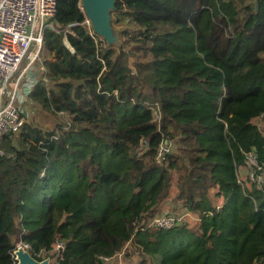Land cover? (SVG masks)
<instances>
[{
  "label": "trees",
  "instance_id": "16d2710c",
  "mask_svg": "<svg viewBox=\"0 0 264 264\" xmlns=\"http://www.w3.org/2000/svg\"><path fill=\"white\" fill-rule=\"evenodd\" d=\"M86 20L56 0L25 101L55 123L16 102L26 121L0 142V264L56 239L55 264H119L129 244L137 264H263L264 189L241 169L264 161V0H116L118 45Z\"/></svg>",
  "mask_w": 264,
  "mask_h": 264
},
{
  "label": "built area",
  "instance_id": "2783aa9c",
  "mask_svg": "<svg viewBox=\"0 0 264 264\" xmlns=\"http://www.w3.org/2000/svg\"><path fill=\"white\" fill-rule=\"evenodd\" d=\"M55 3L56 0H0V142L7 133L17 131L25 121L16 103L17 93L30 65L35 66L37 74L44 70L46 52L43 33L45 28H53L50 17L55 12ZM85 22L88 23L87 20ZM42 78L45 80L44 75ZM170 145V139L163 140L157 150L158 161ZM3 154L0 148V156ZM244 160L242 178L264 189V161L254 151H245ZM187 215L186 212L163 214L155 217L151 224L169 229L184 224ZM24 245L27 248L28 245ZM64 248L65 242L56 239L51 264L62 259ZM101 258L106 259L105 256Z\"/></svg>",
  "mask_w": 264,
  "mask_h": 264
},
{
  "label": "water",
  "instance_id": "95a60500",
  "mask_svg": "<svg viewBox=\"0 0 264 264\" xmlns=\"http://www.w3.org/2000/svg\"><path fill=\"white\" fill-rule=\"evenodd\" d=\"M115 2L116 0H80L81 7L93 32L109 45L120 43L117 28L111 23V11L115 9ZM34 72L35 66L30 65L26 71L25 81L17 93L19 104L28 96L32 85L36 82ZM20 110L23 112L22 109ZM13 256L14 264H51L50 257L41 260L34 258L24 244H19L14 249Z\"/></svg>",
  "mask_w": 264,
  "mask_h": 264
},
{
  "label": "rangeland",
  "instance_id": "374dc122",
  "mask_svg": "<svg viewBox=\"0 0 264 264\" xmlns=\"http://www.w3.org/2000/svg\"><path fill=\"white\" fill-rule=\"evenodd\" d=\"M24 81H25V79L23 80V82ZM22 83L20 85V89L22 87ZM22 107L25 111L30 113L31 117H28V119L32 118L35 123H37L39 126H41L44 129H46V128L51 129L52 125L55 123L56 117H54V115H51L45 111L39 110V106L36 104H31L30 102H25L22 104ZM260 126H264V121L262 123L260 122ZM170 147H171V145L169 146V148ZM189 221H192V219H189ZM126 251H127V253L122 254L118 258L119 264H137L136 259H137L138 254H137L134 246L129 244V248ZM109 264H116V263L112 262Z\"/></svg>",
  "mask_w": 264,
  "mask_h": 264
},
{
  "label": "crops",
  "instance_id": "0c3cea01",
  "mask_svg": "<svg viewBox=\"0 0 264 264\" xmlns=\"http://www.w3.org/2000/svg\"><path fill=\"white\" fill-rule=\"evenodd\" d=\"M34 77H38L36 71L34 72ZM24 101H27V97L22 102H24ZM26 113H27V111H26ZM241 172H242V174L244 173V169L243 168L241 169ZM120 256H121V254L119 255V257Z\"/></svg>",
  "mask_w": 264,
  "mask_h": 264
}]
</instances>
